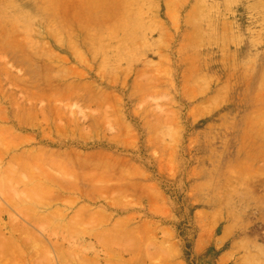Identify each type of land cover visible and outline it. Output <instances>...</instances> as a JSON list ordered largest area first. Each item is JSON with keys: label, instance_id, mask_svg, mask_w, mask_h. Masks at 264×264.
<instances>
[{"label": "rangeland", "instance_id": "rangeland-1", "mask_svg": "<svg viewBox=\"0 0 264 264\" xmlns=\"http://www.w3.org/2000/svg\"><path fill=\"white\" fill-rule=\"evenodd\" d=\"M0 125L25 135L1 139L0 186L19 149L85 170L21 221L54 256L76 247L54 264H264V0H0ZM2 193L0 264H30L7 261L26 235Z\"/></svg>", "mask_w": 264, "mask_h": 264}, {"label": "crops", "instance_id": "crops-1", "mask_svg": "<svg viewBox=\"0 0 264 264\" xmlns=\"http://www.w3.org/2000/svg\"><path fill=\"white\" fill-rule=\"evenodd\" d=\"M59 95V94H58ZM60 96V95H59ZM19 100H20V98H18ZM27 109L28 108H24V107H21V110L19 111V117H18V120H21V119H23V117L22 116H24L27 112ZM63 117V116H62ZM69 119H70V117L69 116H67L66 117V122H65V125H63V126H59V125H55V126H51V125H49L48 126V128L50 129V128H54L55 127V129H57L58 131H60V132H63V133H65V132H67L68 130V127L70 126V122H69ZM35 123H39V122H35ZM36 126L38 127L39 126V124H36ZM41 127V126H40ZM7 128L9 129V131H11V130H16V137H5V136H3L2 134H0V139H2V140H4L5 141V145H6V148H9V149H12L13 147H17V146H19L20 147V145H21V143H22V140H24L25 139V135L22 133V132H20L19 130H17V129H15L14 127H10V126H8L7 125ZM43 133H45V132H43ZM12 134H13V132H12ZM4 141H3V144H4ZM8 149V150H9ZM20 149H21V147H20ZM20 149L18 150V152H14L13 154H11L10 155V162H11V168L10 169H12V168H14L13 166H15V170L14 169H12L14 172L13 173H10V174H12V175H10L11 177L13 176V178H8V179H6L5 180V182H6V185L7 184H9L8 182H14L15 180H17V181H19V183L21 182V183H24V185H25V189L27 188V190H28V194L29 195H31L33 192H35V193H37V195L39 196L40 195V193H42V191H47V192H44L43 194V196H44V199L47 197V194L45 195V193H48L49 192V188L52 186V184L54 185V184H56V185H58V186H61L62 188L64 187V188H74V187H76V185H75V183H76V181H71L70 180V175H72L73 176V174L75 175V177L77 178V179H81V175H82V179H84V177L86 178V176L84 175V173H85V170H83V169H81V171H79L78 169V171L75 169V166L73 165V162L72 161H70V159H69V157L65 154V153H63V152H60V151H53V150H48V149H46V148H40V149H37V150H33V151H27V152H21L20 151ZM39 150V151H38ZM32 153V154H31ZM36 153V154H35ZM36 155V156H34V155ZM32 156V157H31ZM40 156V157H39ZM13 158V159H12ZM58 158V159H57ZM14 161H12V160ZM59 159H61V160H59ZM41 160V161H40ZM63 160V161H62ZM36 161V162H35ZM37 161H38V163H37ZM16 162H17V164H16ZM39 162H40V164H39ZM29 164V165H28ZM43 164H44V166H43ZM40 165V166H39ZM36 166V167H35ZM44 167V169H43V167ZM17 167V168H16ZM32 167V168H31ZM34 167V168H33ZM40 167V168H39ZM46 167V168H45ZM86 167L87 166H85V168L84 169H86ZM42 168V169H41ZM49 168V169H48ZM9 169V170H10ZM30 169H32V170H30ZM34 169H35V171H34ZM12 170H10L11 172H12ZM17 170V171H16ZM23 170V171H22ZM26 170H27V172H26ZM42 171V172H41ZM50 171V172H49ZM51 171H53L52 172V174H51ZM60 173H59V172ZM72 171H74V172H72ZM30 172V173H29ZM45 172H47V173H45ZM54 172H55V174H54ZM70 172H71V174H70ZM20 173H22V174H20ZM29 174L30 176H32L33 177V179L30 181V182H26V176H24V175H26V174ZM32 173V174H31ZM40 173V174H39ZM41 173H42V175H41ZM45 173V174H44ZM73 173V174H72ZM20 174V177L19 178H17L16 179V175H19ZM21 175H23V177L21 176ZM56 175H58V176H56ZM63 175H65V176H63ZM4 176V175H3ZM41 176V177H40ZM53 176H55V177H53ZM15 177V178H14ZM22 177V178H21ZM47 177V178H46ZM53 177V178H52ZM62 177V178H61ZM64 177H66L65 179H64ZM68 178V179H67ZM47 179V180H46ZM9 180V181H8ZM69 180V181H68ZM4 181V180H3ZM42 183V184H41ZM35 184V185H34ZM44 184H46V185H44ZM29 186V187H28ZM36 186V188H37V186H39L38 188H42L41 189V192L38 194V190L36 189V188H32V187H35ZM12 187H14V191L16 190V187L15 186H12ZM28 188H31V189H35V191H30ZM24 189V190H25ZM27 190H26V193H27ZM36 190H37V192H36ZM11 191V190H10ZM30 192V193H29ZM13 193V192H12ZM15 193H17V191L15 192ZM34 193V194H35ZM3 194V193H2ZM34 194H32L33 195V197L32 196H30V197H28L27 196V194H25V192H24V197L22 196V197H20V196H18L20 199H18V200H20V201H22L23 200V198L25 199V202L26 203H28V201H30L29 199H31V201L30 202H32L33 200L36 202V199L37 198H39V197H36V195L34 196ZM22 195V194H21ZM3 196H6L5 194L3 195ZM27 196V197H26ZM41 196H42V194H41ZM42 196V197H43ZM17 197V198H18ZM32 197V198H31ZM36 199H35V198ZM40 198V200L41 199H43V198ZM6 198H7V196H6ZM26 198H27V200H26ZM29 198V199H28ZM33 199V200H32ZM38 200V199H37ZM7 201H8V198H7ZM33 201V202H34ZM39 201V200H38ZM42 201V200H41ZM44 201V200H43ZM11 204H12V202H11ZM13 206V205H12ZM34 206V205H33ZM34 207H36V206H34ZM30 210V209H29ZM33 210H36L35 208H33ZM32 212V211H31ZM37 212V210L36 211H34L33 213H36ZM38 214H39V212H37ZM47 213H49V212H47ZM47 213H45V215H47ZM50 213H52V212H50ZM48 214V217L47 218H49L50 217V215L51 214ZM17 214H19V215H21V213H17ZM32 214V213H31ZM34 215V214H33ZM39 215H41V214H39ZM43 215V214H42ZM42 215H41V217H42ZM45 215H43V220H44V217H45ZM52 217L54 216V214H52L51 215ZM22 217H24L23 215H21V218ZM52 217H50V218H52ZM41 218V219H42ZM49 218V219H50ZM24 218H22V220H23ZM28 219H31V218H29L28 217ZM48 219V220H49ZM45 222V221H44ZM37 223H39V222H37ZM43 222H41V223H39V224H42ZM69 223V224H68ZM71 223H73L72 225H71ZM75 222H70V221H66V222H63V223H51V225L50 226H48V227H45V229L46 230H53L55 227H56V229H59L60 231L62 230V229H64V227H65V231H73V230H75L76 229V225L74 224ZM11 224H12V222H11ZM71 225V226H70ZM62 226V227H61ZM29 229H31V228H29ZM38 230H39V228H37ZM40 229H44V228H40ZM20 231H22V229H19ZM31 232H34L35 233V231H33V230H31ZM23 233V232H22ZM33 234V233H32ZM35 235V237L36 238H38L37 237V234L35 233L34 234ZM21 236H24V233L21 235ZM12 237H10L9 239H8V242H9V255H10V257H9V262H15V261H23V259L22 258H24V257H26L27 258V260L29 261V262H31L32 260H34L33 261V263L34 262H38V260L39 261H42L43 260V256L44 257H48V251L47 250H49L50 251V254H51V258L52 259H58V260H61V258H60V256L58 257V255H60L59 254V252H60V250H61V252H62V250H63V252H65L66 250H68V249H64V248H62L61 246H60V244L59 243H56V246L58 247H60L61 249H59V247L57 248L58 249V252H56L57 253V255L54 257L53 255H52V252H51V250H50V247H48L46 244H43L42 242L40 243L39 242V240L38 239H36V242H39V249L38 250H36L35 249V245H32V244H35V243H32L31 244V242L32 241H29V239L28 240H26V239H23V241L25 240V245H22L23 243H20V248L22 249L23 247V252L24 253H26V254H24V253H20V249H15L14 248V246L15 245H13L11 242H10V239H11ZM16 241H17V239H16ZM18 243H19V241H17ZM30 242V243H29ZM38 244V243H37ZM42 244V245H41ZM25 246H31V248H32V253L31 252H27L26 250L27 249H25ZM17 247V246H16ZM43 247V248H42ZM41 248H42V251H41ZM47 248H49V249H47ZM13 249V250H12ZM15 249V250H14ZM37 251V254L35 255V250ZM43 249L45 250V251H43ZM12 250V251H11ZM34 250V251H33ZM21 251V252H22ZM39 251V252H38ZM57 251V250H56ZM44 252H46V254L44 253ZM13 253V254H12ZM31 253V255L29 256V254ZM34 253V256H35V258H32L31 259V256H32V254ZM41 253V254H40ZM11 254H12V256L14 257H12L11 256ZM21 254V255H20ZM20 256V257H19ZM21 256H23L22 258H21ZM37 256V257H36ZM40 256V257H39ZM39 257V258H38ZM58 257V258H57ZM72 257V256H71ZM36 258H38V260L36 259ZM36 259V260H35ZM42 259V260H41Z\"/></svg>", "mask_w": 264, "mask_h": 264}, {"label": "bare ground", "instance_id": "bare-ground-1", "mask_svg": "<svg viewBox=\"0 0 264 264\" xmlns=\"http://www.w3.org/2000/svg\"><path fill=\"white\" fill-rule=\"evenodd\" d=\"M21 80H22V79H21ZM76 92H77V91H76ZM25 95H26V94H25ZM50 97H51V96H50ZM52 97H53V95H52ZM52 97H51V98H52ZM78 112H79V111H78ZM81 112H82V111H80V114H81ZM43 114H44V113H43ZM43 114H42V115H43ZM81 115H82V114H81ZM70 116H71V115H70ZM59 119H60V118H59ZM58 122H59V121H58ZM70 124H71V122H70ZM0 126H1V125H0ZM2 126H3V125H2ZM56 126H57V125H56ZM59 126H60V125H59ZM62 126H63V125H62ZM89 131H90V130H89ZM0 142H1V139H0ZM0 146H1V145H0ZM2 146H3V145H2ZM0 148H3V147H0ZM8 149H9V148H8ZM2 150H4V149H2ZM33 150H34V149H33ZM4 151H5V150H4ZM9 151H10V149H9ZM38 151H39V150H38ZM31 154H32V153H31ZM35 154H36V153H35ZM33 155H34V154H33ZM34 156H36V155H34ZM31 157H32V156H31ZM39 157H40V156H39ZM12 159H13V158H12ZM12 159H11V160H12ZM57 159H58V158H57ZM59 160H61V159H59ZM73 160H74V159H73ZM12 161H13V160H12ZM40 161H41V160H40ZM62 161H63V160H62ZM13 162H14V161H13ZM35 162H36V161H35ZM37 163H38V161H37ZM39 164H40V162H39ZM28 165H29V164H28ZM39 166H40V165H39ZM43 166H44V164H43ZM43 166H42V167H43ZM13 167L15 168V166H13ZM35 167H36V166H35ZM5 168H6V167H5ZM10 168H11V166H10ZM10 168H9V169H10ZM14 168H12V169H14ZM16 168H17V167H16ZM31 168H32V167H31ZM33 168H34V167H33ZM39 168H40V167H39ZM45 168H46V167H45ZM7 169H8V167H7ZM12 169H10V170H12ZM41 169H42V168H41ZM43 169H44V167H43ZM48 169H49V168H48ZM5 170H6V169H5ZM10 170H9V171L6 170L8 174L14 172L13 170H12V172H11ZM14 170H15V169H14ZM30 170H32V169H30ZM76 170H77V169H76ZM6 171H5V173H6ZM16 171H17V170H16ZM22 171H23V170H22ZM34 171H35V169H34ZM77 171H78V170H77ZM26 172H27V170H26ZM41 172H42V171H41ZM49 172H50V171H49ZM52 172H53V171H51V174H52ZM58 172H59V171H58ZM72 172H74V171H72ZM14 173H15V172H14ZM29 173H30V172H29ZM45 173H47V172H45ZM45 173H44V174H45ZM59 173H60V172H59ZM20 174H22V173H20ZM20 174H19V175H16V176H17L16 179L20 177ZM27 174H28V173H27ZM31 174H32V173H31ZM39 174H40V173H39ZM54 174H55V172H54ZM70 174H71V172H70ZM72 174H73V173H72ZM10 175H12V174H10ZM28 175H29V174H28ZM28 175H27V176H28ZM41 175H42V173H41ZM84 175H85V174H84ZM0 176H2V175H0ZM4 176H5V175H4ZM4 176H2V177H4ZM13 176H14V175H13ZM13 176H12V177L9 176V177H10V178H13ZM21 176L23 177V175H21ZM25 176H26V175H25ZM56 176H58V175H56ZM63 176H65V175H63ZM9 177H6V178H9ZM22 177H21V178H22ZM40 177H41V176H40ZM100 177H102V176H100ZM14 178H15V177H14ZM46 178H47V177H46ZM61 178H62V177H61ZM65 178H66V177H64V179H65ZM74 178H76V177H74ZM67 179H68V178H67ZM46 180H47V179H46ZM65 180H66V179H65ZM70 180H71V179H70ZM68 181H69V180H68ZM1 182H2V180L0 179V183H1ZM14 182H15V183H18L19 181L17 182V180H15ZM76 182H78V181H77V178H76ZM5 183H6V182H5V178H4V184H5ZM10 183H11V182H9V184H10ZM20 183H21V182H20ZM102 183H103V182H102ZM41 184H42V183H41ZM0 185H1V184H0ZM10 185H11V184H10ZM15 185H16V184H15ZM19 185H20V184H19ZM19 185H18V186H19ZM34 185H35V184H34ZM44 185H46V184H44ZM4 186H5V187H4ZM6 186H8V185H3V184H2V186H0V189H1V191H2L7 197H8L9 195H11V197L9 196L8 199H9V198H10V199L12 198V199H11V202H12V203H13V201H14V198H13V197H16L15 199H17V202H18V199H20L18 196H20V197L25 196V195H21L22 192L19 193L20 195L18 194V192L15 193L17 190H15V191L11 190V191L13 192V194H11L12 192H11L10 190H8V191L6 192V193H7V194H6V193H5V190L8 189V188L6 189ZM12 186H13V185H12ZM28 187H29V186H28ZM38 187H39V186H37V188H38ZM96 187H97V186H96ZM32 188H36V186H35V187H32ZM37 188H36V189H37ZM50 188H51V187H50ZM100 188H101V187H100ZM21 189H22V188H21ZM28 189H29L30 191H35V189H31V188H28ZM38 189H39V190H38ZM38 189H37V190H38V194H39V193L41 192V189H42V188H38ZM26 190H27V188L25 189L24 192H25V194H27V196H28V195H29V194H28V190H27V193H26ZM37 190H36V192H37ZM42 190H43V189H42ZM100 190L102 191V189H100ZM19 191H20V190H19ZM49 191H50V190H49ZM103 191H104V190H103ZM44 192H47V191H46V190H45V191H42V193H40V195H39L40 197L37 195V193L33 192L32 194L35 193L34 196L36 195V197H39V198H37L39 201H38L35 197H34V198L36 199V202H35L33 199H32V200H33L35 203L38 202L39 204H40V202H41V203H44V204H45V202L47 203V202H48V199H47V201H46V198L44 199V196H43V195H44V194H43ZM29 193H30V192H29ZM4 194H3V195H4ZM17 194H18V195H17ZM32 194L29 195L28 197H30V196L33 197ZM41 194H42L43 197L41 196ZM46 194H47V193H45V195H46ZM15 195H16V196H15ZM6 196H5V197H6ZM27 196H26V197H27ZM1 197H2V196H1ZM3 197H4V196H3ZM17 197H18V198H17ZM32 197H31V198H32ZM41 197L43 198V199H41L42 201L40 200ZM21 199H22V198H21ZM21 199H20V200H21ZM28 199H29V198H28ZM5 200H7V198H5ZM20 200H19V203H17V205H16V203L14 202L13 204H11V206L13 205V207H15L14 205H16L17 207H19V209H18L17 207H15L16 210L18 209L16 213H21L22 215L27 216V217L33 219V221H36V222H39V223H41V222H43V221H48V219H49L50 217H52L51 215L54 214V212L50 213V214H51L50 217L47 218L49 213H47V215H45V213H44L43 215H45V217H44V220H43V218H42L43 215H42L41 213H40V214L42 215V217H41V215H39L37 212H36V213H33L34 211H36V210H33V208H35L34 206H36L38 203H37L36 205H34V202L32 201L31 204L28 203V204H30V205H29L30 207H29V206L27 205V203H25V202L23 203V202H22V203H23V204H22V203L20 202ZM26 200H27V198H26ZM29 200L31 201V199H29ZM43 200H44V202H43ZM71 200H73V199H71ZM8 201L10 202V200H8ZM22 201H25V199L23 198ZM30 201H28V202H30ZM11 202H10V203H11ZM66 202H67V200H66ZM1 203H2V202H1ZM32 203H33V204H32ZM8 204H9V203H8ZM24 204L27 205V206H25ZM39 204H38V205H39ZM62 204H63V203H62ZM68 204H69V200H68ZM9 205H10V204H9ZM33 205H34V206H33ZM47 205H48V204H47ZM53 205H54V204H53ZM2 206H3V205H2ZM31 206H32V209H31ZM27 207H28V208H27ZM37 207H38V206H37ZM40 207H43V206L40 205ZM44 207H46V205H45ZM0 208H2V207H0ZM5 208H6V207H5ZM5 208H4V209H5ZM80 208H81V207H80ZM29 209H30V210H29ZM35 209H36V208H35ZM37 209H38V208H37ZM54 209H55V208H54ZM56 209H57V211H58L59 207H57ZM56 209H55V210H56ZM81 209H82V208H81ZM87 209H88V208H87ZM6 210H8V209H5V211H6ZM42 210H43V208H42ZM18 211H19V212H18ZM31 211H32V212H31ZM40 211H41V210H40ZM78 211H79V210H77V212H78ZM0 212H1V210H0ZM7 212H8V211H7ZM81 212H82V211H81ZM1 213H2V212H1ZM16 213H12L13 215H10L11 213L9 214V215H10V218H11L10 220H12V221H11V222H12V226L15 225V226L13 227L14 231H16V230L18 229L17 231L19 232V231H20L19 229H22V232H23V231L26 232V233L24 234V236L26 235L27 237L25 236V238H26L27 240L29 239V241H32L31 244H32V243H35V242H36V239H38V238L35 237V235H34L35 233H34V232H31L32 229H29V228L25 225L26 223H24V222L21 223L23 217H22V218L19 217V214H18V215H15ZM31 213H32V214H31ZM75 213H76V212H75ZM103 213H104V211H103ZM7 214H8V213H7ZM33 214H34V215H33ZM79 214H81V213H79ZM57 215H58V214H57ZM65 215H66V214H65ZM65 215H64V216H65ZM77 215H78V214H77ZM98 215H99V214H98ZM20 216H21V215H20ZM79 216H80V215H79ZM55 217H56V216H55ZM94 217H95V216H94ZM105 217H107V216H105ZM41 218H42V219H41ZM57 218H58V217H57ZM63 218H64V217H63ZM71 218H72V217H71ZM50 219H51V218H50ZM55 219H56V218H55ZM72 219H73V218H72ZM80 219H81V217H80ZM23 220H24V219H23ZM28 220H29V219H28ZM28 220H27V221H28ZM69 220H70V219H69ZM76 220H79V218H78V219H75V221H76ZM104 220H105V219H104ZM50 221L52 222V220H50ZM1 222H2V221H1ZM6 222H7V221H6ZM97 222H98V221H97ZM44 223H45V222H44ZM57 223H58V222H57ZM58 224H59V223H58ZM68 224H69V223H68ZM72 224H73V223H71V225H72ZM74 224L76 225V223H74ZM77 224H78V223H77ZM34 225H35V224H34ZM71 225H70V226H71ZM82 225H83V224H82ZM88 225H89V224H87V226H88ZM118 225H119V224H118ZM9 226H10V225H9ZM36 226H37V225H36ZM48 226H49V225H48ZM90 226H91V224H90ZM3 227H4V226H3ZM61 227H62V226H61ZM116 227H117V226H116ZM120 227H121V226H120ZM10 228H11V226H10ZM55 228H56V227H55ZM55 228H54V229H55ZM84 228H85V227H84ZM11 229H12V228H11ZM78 229H79V228H78ZM115 229H117V228H115ZM62 230H65V227H64V229H62ZM14 231H13L12 233H14ZM107 231H108V229H107ZM115 231H116V230H115ZM126 231H128V230H126ZM126 231H125V232H126ZM129 231H130V230H129ZM0 232H1V231H0ZM18 232H17V234H18ZM22 232H21V234H23ZM80 232H81V231H80ZM3 233H4V232H3ZM19 233H20V232H19ZM32 233H33V234H32ZM83 233H84V232H83ZM100 233H102V232H100ZM121 233H122V232H121ZM123 233H124V232H123ZM126 233H127V232H126ZM0 234H1V233H0ZM95 234H96V233H95ZM105 234H106V231H105ZM119 234H120V233H119ZM13 236H14V235H13ZM24 236H23V238H24ZM63 236H64V235H63ZM95 236H96V235H95ZM101 236H103V235L101 234ZM101 236H100V237H101ZM7 237H8V236H7ZM106 237H107V235H106ZM110 237H111V236H110ZM131 237H132V236H131ZM16 238H17V237H16ZM35 238H36V239H35ZM12 239H13V238H12ZM12 239H10V240L12 241ZM22 240H23V239H22ZM110 240H111V239H110ZM13 241H15V240L13 239ZM13 241H12V242H13ZM42 242H43V241H42ZM63 242H64V241H63ZM63 242H62V243H63ZM114 242H115V241H114ZM29 243H30V242H29ZM37 243L39 244V242H36V244H35L36 246H34V247L37 248V250H38V249H39V247H38L39 245H38ZM40 243H41V242H40ZM43 244H44V243H43ZM13 245H15L14 248L17 246L15 249H17V248L20 249V242L18 243V242L16 241V242H14ZM22 245H25V240H24V244H22ZM37 245H38V246H37ZM41 245H42V244H41ZM99 245H100V244H99ZM5 246H7V245H5ZM53 246H55V244H54ZM92 246H93V245H92ZM145 246H146V245H145ZM2 247H3V246H2ZM58 247H59V246H58ZM58 247H56V250H57L56 252H58V249H57ZM108 247H109V246H108ZM150 247H151V246H150ZM23 248H24V247H23ZM23 248H22V249H23ZM27 248H28V247H27ZM27 248H25V249H27ZM42 248H43V247H42ZM42 248H41V251H42ZM62 248H63V247H62ZM74 248H76V247H73V248H71L70 250H66L65 252H63V250H62V252H61V250H60V252H59L60 255H58V257L60 256V258L62 259V261H64L65 259L68 260V259L66 258V257H69V255H68V251L70 252L69 254H71L72 252H75V251H73ZM87 248H89V247H87ZM101 248H102V247H101ZM101 248H100V249H101ZM112 248H113V247H112ZM15 249H14V250H15ZM22 249L19 250L20 253H24V252H23L24 250L22 251ZM28 249H29V248H28ZM47 249H49V248H47ZM59 249H61V248L59 247ZM64 249H65V248H64ZM91 249H92V248H91ZM91 249H88V250H91ZM2 250H3V249H2ZM12 250H13V249H12ZM12 250H11V251H12ZM34 250H35V249H34ZM34 250H33V251H34ZM77 250H78V249H77ZM85 250H86V249H85ZM113 250H114V249H113ZM21 251H22V252H21ZM35 251H36V250H35ZM43 251H45V250L43 249ZM86 251H87V250H86ZM86 251H85V252H86ZM104 251H105V250H104ZM146 251H147V250H146ZM38 252H39V251H38ZM116 252H117V251H116ZM0 253H1V252H0ZM31 253H32V252H31ZM31 253L29 254V256L31 255ZM44 253L46 254V252H44ZM117 253H118V252H117ZM151 253H152V252H151ZM12 254H13V253H12ZM12 254H11V256H12ZM24 254H26V253H24ZM36 254H37V251L35 252V255H36ZM40 254H41V253H40ZM48 254H50V251L48 252ZM74 254H76V253H74ZM107 254H111V253H107ZM2 255H3V253H2ZM20 255H21V254H20ZM32 255H34V253H33ZM55 255H57V253H56ZM72 255H73V254H72ZM72 255H71V256H72ZM78 255H79V254H78ZM97 255H98V254H97ZM112 255H113V252H112ZM112 255H111V256H112ZM118 255H119V254H118ZM53 256H54V255H53ZM79 256H80V255H79ZM82 256H83V255H82ZM93 256H94V255H93ZM109 256H110V255H109ZM119 256H120V255H119ZM12 257H13V256H12ZM19 257H20V256H19ZM22 257H23V256H21V258H22ZM32 257H33V256H31V259H32ZM36 257H37V256H36ZM54 257H55V256H54ZM58 257H57V258H58ZM73 257H75V256H73ZM95 257H96V256H95ZM98 257H99V256H98ZM114 257H115V256H114ZM13 258H14V257H13ZM69 258H70V257H69ZM83 258H84V257H83ZM85 258H87V257H85ZM85 258H84V259H85ZM118 258H119V257H118ZM22 259H23V258H22ZM58 259H59V258H58ZM58 259H57V260H58ZM88 259H89V258H87V260H88ZM122 259H123V258H122ZM35 260H36V259H35ZM41 260H42V259H41ZM95 260H96V259H95ZM95 260L92 259L93 262H94ZM123 260H124V259H123ZM7 261H8V260H7ZM17 261H18V260H17ZM17 261H15V262L17 263ZM33 261H34V260H32V261L30 262V264H41V263H42V262H41V263H39V262H34V263H33ZM38 261H39V260H38ZM77 261H78V260H77ZM77 261H75V263H77ZM43 262H44V264H54L53 259H52L51 257H50V258H47V257H44V256H43ZM66 262H67V263H64V264H68V261H66ZM80 262H81V261H80ZM93 262H90V263L93 264ZM97 262H99V261H96V263H97ZM24 263H25V262H24ZM55 263H56V262H55ZM94 263H95V262H94ZM96 263H95V264H96ZM108 263H110V262H108ZM6 264H8V263H6ZM9 264H10V263H9ZM12 264H15V263H12ZM22 264H23V263H22ZM62 264H63V263H62ZM77 264H78V263H77ZM79 264H89V263L83 261L82 263H79ZM112 264H113V263H112Z\"/></svg>", "mask_w": 264, "mask_h": 264}]
</instances>
